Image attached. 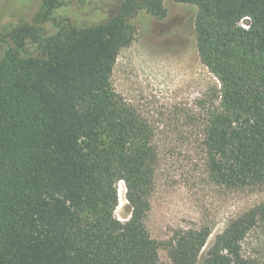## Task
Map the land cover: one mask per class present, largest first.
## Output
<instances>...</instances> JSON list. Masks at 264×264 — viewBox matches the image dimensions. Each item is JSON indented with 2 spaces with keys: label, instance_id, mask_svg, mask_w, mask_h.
Here are the masks:
<instances>
[{
  "label": "trees",
  "instance_id": "16d2710c",
  "mask_svg": "<svg viewBox=\"0 0 264 264\" xmlns=\"http://www.w3.org/2000/svg\"><path fill=\"white\" fill-rule=\"evenodd\" d=\"M172 1L197 8V54L220 85L203 129L210 176L227 188L264 185V0ZM58 6L44 0L43 18ZM140 11L165 16L163 0H124L89 27L53 20V34L34 38L37 56L24 55L30 28L5 52L0 39V264H161L144 225L152 132L110 84ZM119 182L125 222L114 215ZM257 220L264 201L231 220L201 264H249L241 243ZM209 235L201 228L169 239L170 263L199 264Z\"/></svg>",
  "mask_w": 264,
  "mask_h": 264
},
{
  "label": "rangeland",
  "instance_id": "374dc122",
  "mask_svg": "<svg viewBox=\"0 0 264 264\" xmlns=\"http://www.w3.org/2000/svg\"><path fill=\"white\" fill-rule=\"evenodd\" d=\"M48 19L44 0H0L3 52L15 48L16 33L27 27L24 55H39L34 38L55 32L53 20L85 28L102 23L119 11L124 0H58ZM164 17L140 11L130 19L132 44L122 49L110 78L112 90L144 120L157 153L154 189L144 225L158 244L161 264H171L164 243L179 232L207 228L210 235L199 264L227 224L264 201V185L227 188L210 176L203 147L208 109L218 104L220 85L204 67L196 50L197 8L163 0ZM2 53L0 54V57ZM123 182L117 184L115 217H130ZM249 264H264V221H256L241 243Z\"/></svg>",
  "mask_w": 264,
  "mask_h": 264
}]
</instances>
